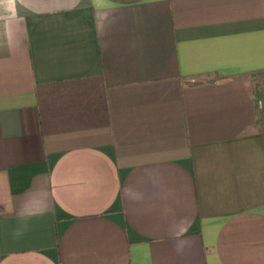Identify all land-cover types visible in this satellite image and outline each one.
Instances as JSON below:
<instances>
[{"label":"crops","instance_id":"1","mask_svg":"<svg viewBox=\"0 0 264 264\" xmlns=\"http://www.w3.org/2000/svg\"><path fill=\"white\" fill-rule=\"evenodd\" d=\"M0 264H264V0H0Z\"/></svg>","mask_w":264,"mask_h":264}]
</instances>
